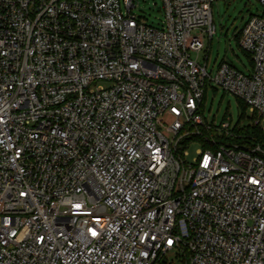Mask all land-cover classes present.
<instances>
[{"label": "built area", "instance_id": "built-area-1", "mask_svg": "<svg viewBox=\"0 0 264 264\" xmlns=\"http://www.w3.org/2000/svg\"><path fill=\"white\" fill-rule=\"evenodd\" d=\"M218 1L153 27L132 0H0V264H264V148L201 111L219 89L264 132V0L248 73L212 74Z\"/></svg>", "mask_w": 264, "mask_h": 264}, {"label": "rangeland", "instance_id": "rangeland-1", "mask_svg": "<svg viewBox=\"0 0 264 264\" xmlns=\"http://www.w3.org/2000/svg\"><path fill=\"white\" fill-rule=\"evenodd\" d=\"M132 14L146 25L159 27L163 20L162 0H132ZM263 6L256 0L218 1L212 5V24L214 34L211 39L205 38L204 49L200 52V63L207 62L208 71L226 62L237 70L248 73L251 68L249 58L241 51L238 35L246 21L251 16L259 15ZM196 57V55H194ZM206 60V61H205ZM202 114L209 124L219 127L223 122H229L231 130L244 131L254 127L255 115L233 96L219 89L208 88L202 104ZM264 125V124H263ZM201 144L192 142L186 149V162L191 163L197 157ZM163 264H187L184 255L178 249L170 250L164 257Z\"/></svg>", "mask_w": 264, "mask_h": 264}, {"label": "trees", "instance_id": "trees-1", "mask_svg": "<svg viewBox=\"0 0 264 264\" xmlns=\"http://www.w3.org/2000/svg\"><path fill=\"white\" fill-rule=\"evenodd\" d=\"M239 36H240V32H239V35L237 38L238 40H239ZM246 56L249 58L248 55H246ZM240 103L243 105V108L246 107L242 102H240ZM243 133H244V135L249 136L252 139V142H249V141H246L245 139H243L244 143H247V144L254 143V144H257V145L261 146L262 148H264V132H262L258 127H248L244 130ZM184 260L187 261V259H185V258H184ZM164 262L165 261L163 259L159 262V264H163Z\"/></svg>", "mask_w": 264, "mask_h": 264}, {"label": "snow or ice", "instance_id": "snow-or-ice-1", "mask_svg": "<svg viewBox=\"0 0 264 264\" xmlns=\"http://www.w3.org/2000/svg\"><path fill=\"white\" fill-rule=\"evenodd\" d=\"M169 243H171V242H169Z\"/></svg>", "mask_w": 264, "mask_h": 264}]
</instances>
